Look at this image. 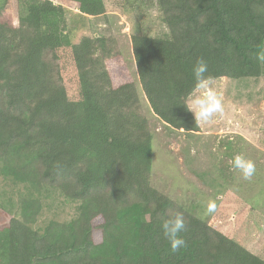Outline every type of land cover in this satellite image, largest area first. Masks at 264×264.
Wrapping results in <instances>:
<instances>
[{"label": "trees", "instance_id": "trees-1", "mask_svg": "<svg viewBox=\"0 0 264 264\" xmlns=\"http://www.w3.org/2000/svg\"><path fill=\"white\" fill-rule=\"evenodd\" d=\"M141 1L168 32L131 35L135 69L172 130L199 131L186 107L198 58L213 79L264 75V0ZM11 3L0 0V174L79 204L75 218L37 230L41 204L24 198L0 226V264H264L151 185L152 134L114 38L72 42L67 24L70 11L103 15L104 1L16 0V25ZM177 212L186 247L173 252L161 224Z\"/></svg>", "mask_w": 264, "mask_h": 264}, {"label": "rangeland", "instance_id": "rangeland-1", "mask_svg": "<svg viewBox=\"0 0 264 264\" xmlns=\"http://www.w3.org/2000/svg\"><path fill=\"white\" fill-rule=\"evenodd\" d=\"M103 1V15L88 17L82 23L70 11L67 24L72 42L83 35L114 38L152 134L151 185L264 258V75L213 79V86L222 96L223 112L211 123H198L197 132L172 130L150 110L138 81L130 43L132 34L156 36L168 32L159 10L141 0ZM4 12L16 25V0ZM262 60L264 63V52ZM237 154L254 162L255 173L250 180L243 179L231 165ZM26 197L36 198L41 204L32 225L37 230H43L51 221H70L78 214V201L65 198L53 187L34 191L28 183L0 174V226L12 216H20L21 201ZM209 201L215 202V213L206 214Z\"/></svg>", "mask_w": 264, "mask_h": 264}, {"label": "clouds", "instance_id": "clouds-1", "mask_svg": "<svg viewBox=\"0 0 264 264\" xmlns=\"http://www.w3.org/2000/svg\"><path fill=\"white\" fill-rule=\"evenodd\" d=\"M207 62L198 58L192 67L194 88L187 102V109L192 113L195 123L208 124L213 118L223 112L221 94L213 86V78L206 75ZM234 169L238 170L245 180H250L255 173L254 162L244 155L237 154L230 161ZM216 211L214 201H209L206 206V214ZM161 230L170 244L171 251L177 252L186 247V241L181 233L186 230V222L182 213H175L172 217L163 220Z\"/></svg>", "mask_w": 264, "mask_h": 264}]
</instances>
